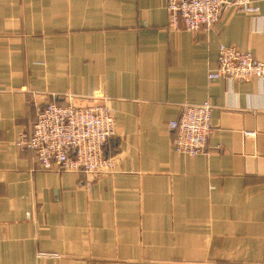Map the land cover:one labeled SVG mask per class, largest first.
I'll list each match as a JSON object with an SVG mask.
<instances>
[{
  "label": "crops",
  "instance_id": "crops-1",
  "mask_svg": "<svg viewBox=\"0 0 264 264\" xmlns=\"http://www.w3.org/2000/svg\"><path fill=\"white\" fill-rule=\"evenodd\" d=\"M166 3L0 0V264H264V80L209 79L221 45L264 60V0L197 32ZM98 92L117 111L111 173L19 146L44 105ZM206 101L207 149L177 153L170 123Z\"/></svg>",
  "mask_w": 264,
  "mask_h": 264
},
{
  "label": "built area",
  "instance_id": "built-area-1",
  "mask_svg": "<svg viewBox=\"0 0 264 264\" xmlns=\"http://www.w3.org/2000/svg\"><path fill=\"white\" fill-rule=\"evenodd\" d=\"M253 0H167L169 23L175 29L190 32L213 27L227 3L242 12L257 13ZM264 80V60L255 59L251 51L235 45H221L218 69L209 73V79ZM110 97L98 92L85 105L50 102L40 110L32 135L19 142L22 148L36 153L45 170H66L87 175L108 174L114 170L112 158L105 156L107 142L116 135L117 111ZM210 101L187 104L180 117L170 123L175 134L177 153L190 157L203 153L212 133ZM40 257L59 258L57 253L39 252Z\"/></svg>",
  "mask_w": 264,
  "mask_h": 264
}]
</instances>
